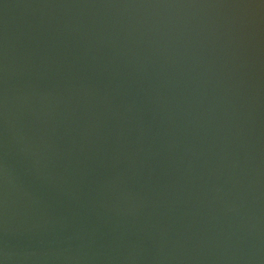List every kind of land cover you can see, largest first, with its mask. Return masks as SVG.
Segmentation results:
<instances>
[{
  "label": "water",
  "instance_id": "95a60500",
  "mask_svg": "<svg viewBox=\"0 0 264 264\" xmlns=\"http://www.w3.org/2000/svg\"><path fill=\"white\" fill-rule=\"evenodd\" d=\"M0 264H264V0H0Z\"/></svg>",
  "mask_w": 264,
  "mask_h": 264
}]
</instances>
